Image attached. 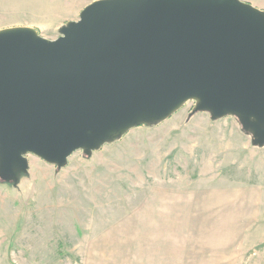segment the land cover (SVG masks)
I'll return each mask as SVG.
<instances>
[{
	"label": "water",
	"instance_id": "obj_1",
	"mask_svg": "<svg viewBox=\"0 0 264 264\" xmlns=\"http://www.w3.org/2000/svg\"><path fill=\"white\" fill-rule=\"evenodd\" d=\"M54 41L0 31V179L25 155L63 167L128 130L233 116L264 144V11L240 0H99Z\"/></svg>",
	"mask_w": 264,
	"mask_h": 264
},
{
	"label": "rangeland",
	"instance_id": "obj_2",
	"mask_svg": "<svg viewBox=\"0 0 264 264\" xmlns=\"http://www.w3.org/2000/svg\"><path fill=\"white\" fill-rule=\"evenodd\" d=\"M95 1L0 0V31L54 41ZM240 1L264 11V0ZM195 103L63 167L25 155L16 182L0 179V264H141L153 247L166 253L169 231L199 229L232 239L243 264H264V144Z\"/></svg>",
	"mask_w": 264,
	"mask_h": 264
},
{
	"label": "crops",
	"instance_id": "obj_3",
	"mask_svg": "<svg viewBox=\"0 0 264 264\" xmlns=\"http://www.w3.org/2000/svg\"><path fill=\"white\" fill-rule=\"evenodd\" d=\"M185 234L184 232V235H176V231H169L167 237L170 240L166 253L160 251L159 246L153 247L154 251H152L151 256H147L146 252L136 258L137 262L141 264H243L238 250L233 251L232 239L219 241L217 235L215 237L210 236L217 233L208 229L191 231L190 234L192 235ZM188 237L192 238L191 242L188 241ZM209 237L214 240H202ZM174 238H182V240L172 241ZM245 264L263 263H257L253 259L250 262H245Z\"/></svg>",
	"mask_w": 264,
	"mask_h": 264
}]
</instances>
